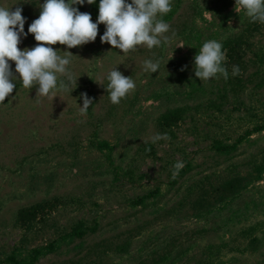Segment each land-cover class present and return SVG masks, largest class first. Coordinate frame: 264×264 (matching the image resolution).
Wrapping results in <instances>:
<instances>
[{
    "label": "rangeland",
    "instance_id": "rangeland-1",
    "mask_svg": "<svg viewBox=\"0 0 264 264\" xmlns=\"http://www.w3.org/2000/svg\"><path fill=\"white\" fill-rule=\"evenodd\" d=\"M39 3L0 0V6L22 8L26 33ZM89 5L78 9L89 13ZM168 14L169 39L152 49L123 54L101 43L104 24L94 42L51 45L60 55L73 54L71 86L58 97H36L37 86L14 81L0 103V260L16 246L46 244L83 221L94 231L34 264H262L264 174L232 199L221 197V183L253 176L264 163V130L247 134L264 118V24L245 49L243 73L253 81L222 98V75L205 82L194 75L196 45L232 37L250 19L235 11V0H172ZM179 41L185 45L176 47ZM37 43L28 34L18 48ZM145 59H159L160 71L145 73ZM116 67L136 87L112 104L106 74ZM81 93L93 101L85 116L76 114ZM175 107L186 108L176 125L162 129L158 115ZM157 133L168 138L153 143ZM238 139L230 154L212 148L215 140ZM101 140L110 147L99 149ZM177 161L188 166L173 178ZM141 196L144 202L134 204ZM36 203H45V214L27 231L18 213Z\"/></svg>",
    "mask_w": 264,
    "mask_h": 264
},
{
    "label": "clouds",
    "instance_id": "clouds-1",
    "mask_svg": "<svg viewBox=\"0 0 264 264\" xmlns=\"http://www.w3.org/2000/svg\"><path fill=\"white\" fill-rule=\"evenodd\" d=\"M96 2L97 0H43L38 6L39 16L30 23L27 33L24 31L27 18L22 16V8L12 10L13 6H0V103L13 92L16 86L14 81H20L26 89L37 86L36 97H58V91L71 86L72 77L68 66L73 54L64 50L62 52L66 55H60L61 50L54 49L51 45L59 42L66 49H71L94 42L100 24L105 26V31L100 35L101 43H108L123 54L138 46L152 49L168 41L169 37L164 34L169 32L170 25L163 17L172 10V0H99L95 22L90 13L81 12L75 6ZM235 11H243L251 22L264 24V0H235ZM195 23L200 26V19L196 18ZM28 34H32L38 43L32 48L19 49L21 37ZM184 45L183 41H179L176 47ZM222 48V43L216 39L203 42L193 58L194 75L200 81L216 78L217 74L228 79L229 73L222 64L226 59V52ZM172 56L173 52L170 59ZM10 61L15 63L14 69ZM160 68L159 59L143 61L145 73L152 75L159 72ZM239 71L238 66H233L232 75H237ZM106 79L108 83L105 89L112 104H119L136 87L131 76L123 75L117 67L107 72ZM80 99L83 106L77 103L76 114L85 116L93 101L87 93H81ZM162 138L167 139V134L157 133L152 141L155 143ZM183 167V161L174 163L173 178Z\"/></svg>",
    "mask_w": 264,
    "mask_h": 264
},
{
    "label": "trees",
    "instance_id": "trees-1",
    "mask_svg": "<svg viewBox=\"0 0 264 264\" xmlns=\"http://www.w3.org/2000/svg\"><path fill=\"white\" fill-rule=\"evenodd\" d=\"M98 3L99 0L95 4L89 5V13H91L92 17L98 16ZM77 8L80 5H75ZM168 15H165L164 18ZM260 23L258 22H251L249 21L247 27L242 32L235 33L232 37H228L221 41L223 48L226 52V59L222 62L223 66L227 69L229 73V77L227 80L223 78V85H222V98L226 96L227 91L236 95V90L238 91L241 88L246 87L250 82L253 81L252 76L253 74H244V67L246 66V61L244 59L245 49L249 48L250 46V36L253 34L254 31L260 28ZM203 43H199L196 45V49L202 45ZM233 66H238L240 71L237 75H232ZM186 107H175L173 109H168L161 114L158 115L157 121L158 125L162 129H166L168 126L176 125L177 121L181 118L182 112L185 110ZM264 130V118L256 125L252 130H248L247 134L251 131H261ZM241 140L238 139L233 143H225L221 140H215L212 144V148L222 154H230L233 150L236 149L238 143ZM96 146L99 149L109 148L110 145L107 141L101 140L97 141ZM188 163L185 164V167L182 168L179 173H183ZM255 175L252 176V173H249V176L241 177L239 175H235L224 179L221 183V190L226 192V194H222L221 197H230V199L237 196L240 193L241 187L246 186L249 182L252 181H259L263 178L264 174V163H258L255 165L254 168ZM245 181V185H242V182ZM149 195V194H148ZM147 195V196H148ZM146 196L139 197L134 204H140L144 202V198ZM222 198V199H223ZM211 205V202H209ZM44 206L45 203H36L28 208L21 209L20 213H18L17 222L21 223L23 228L29 231L33 226V221L37 218V216L42 215L44 217ZM94 231L93 227L85 225L83 221H78L74 226H72L69 230H62L61 233L57 237L52 240H49L46 244H38L32 247L27 246H16L13 251L6 256L3 260H0V264H34L37 262L40 257H43L49 253L54 252L58 247L62 244H68L72 242L75 238H81L86 233ZM264 264V261L262 262Z\"/></svg>",
    "mask_w": 264,
    "mask_h": 264
}]
</instances>
